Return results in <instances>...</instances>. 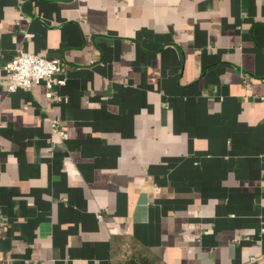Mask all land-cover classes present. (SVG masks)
<instances>
[{
    "label": "crops",
    "instance_id": "1",
    "mask_svg": "<svg viewBox=\"0 0 264 264\" xmlns=\"http://www.w3.org/2000/svg\"><path fill=\"white\" fill-rule=\"evenodd\" d=\"M263 221L264 0H0V264H249Z\"/></svg>",
    "mask_w": 264,
    "mask_h": 264
},
{
    "label": "built area",
    "instance_id": "2",
    "mask_svg": "<svg viewBox=\"0 0 264 264\" xmlns=\"http://www.w3.org/2000/svg\"><path fill=\"white\" fill-rule=\"evenodd\" d=\"M4 70L8 77V91H14L18 87L29 88L34 84L43 82L46 88V96L51 97L54 85H63L65 83V78H58V75L63 73L59 58L50 59L24 50H19L17 54L6 63ZM58 126V121H53L52 133L58 135L60 138H67V134ZM261 230L264 231V221ZM254 262H264V256L251 257L248 261L249 264Z\"/></svg>",
    "mask_w": 264,
    "mask_h": 264
},
{
    "label": "trees",
    "instance_id": "3",
    "mask_svg": "<svg viewBox=\"0 0 264 264\" xmlns=\"http://www.w3.org/2000/svg\"><path fill=\"white\" fill-rule=\"evenodd\" d=\"M154 259L149 258L147 255L141 254V251L133 252L130 255L117 259L112 264H153Z\"/></svg>",
    "mask_w": 264,
    "mask_h": 264
}]
</instances>
